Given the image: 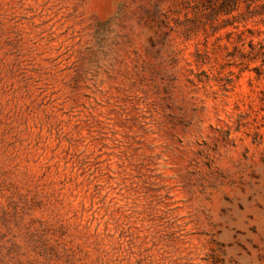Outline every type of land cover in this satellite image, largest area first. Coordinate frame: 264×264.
Listing matches in <instances>:
<instances>
[{
  "label": "rangeland",
  "instance_id": "1",
  "mask_svg": "<svg viewBox=\"0 0 264 264\" xmlns=\"http://www.w3.org/2000/svg\"><path fill=\"white\" fill-rule=\"evenodd\" d=\"M249 3L0 0V264H264Z\"/></svg>",
  "mask_w": 264,
  "mask_h": 264
},
{
  "label": "trees",
  "instance_id": "2",
  "mask_svg": "<svg viewBox=\"0 0 264 264\" xmlns=\"http://www.w3.org/2000/svg\"><path fill=\"white\" fill-rule=\"evenodd\" d=\"M236 3V1H234ZM251 11L250 15L252 17L262 18L264 20V0H250L248 4Z\"/></svg>",
  "mask_w": 264,
  "mask_h": 264
}]
</instances>
